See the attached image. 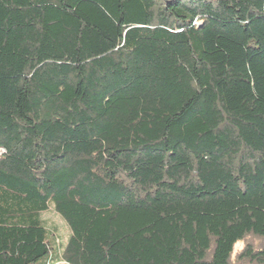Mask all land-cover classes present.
I'll list each match as a JSON object with an SVG mask.
<instances>
[{
	"label": "trees",
	"instance_id": "trees-1",
	"mask_svg": "<svg viewBox=\"0 0 264 264\" xmlns=\"http://www.w3.org/2000/svg\"><path fill=\"white\" fill-rule=\"evenodd\" d=\"M42 260L264 264V0H0V264Z\"/></svg>",
	"mask_w": 264,
	"mask_h": 264
},
{
	"label": "rangeland",
	"instance_id": "rangeland-1",
	"mask_svg": "<svg viewBox=\"0 0 264 264\" xmlns=\"http://www.w3.org/2000/svg\"><path fill=\"white\" fill-rule=\"evenodd\" d=\"M44 219L48 221L50 225H55L59 229V234L61 236L62 240H65L67 235V230L65 228V222L59 220L53 213H47L44 215ZM241 248V244H238L236 247V250H239ZM37 264H56L52 261L42 260L38 262ZM60 264V263H59Z\"/></svg>",
	"mask_w": 264,
	"mask_h": 264
}]
</instances>
